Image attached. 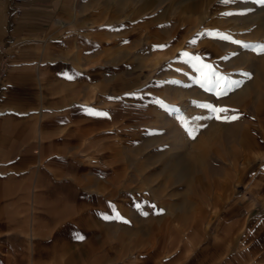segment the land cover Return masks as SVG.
I'll use <instances>...</instances> for the list:
<instances>
[{
	"label": "crops",
	"instance_id": "obj_1",
	"mask_svg": "<svg viewBox=\"0 0 264 264\" xmlns=\"http://www.w3.org/2000/svg\"><path fill=\"white\" fill-rule=\"evenodd\" d=\"M196 20L179 0H0V264H116L101 240L132 197L116 182H132L136 145L228 134L219 109L250 106L232 131L250 147L264 104L213 95L228 80ZM223 229L213 239L228 248L261 245L255 224ZM202 257L186 264L217 258Z\"/></svg>",
	"mask_w": 264,
	"mask_h": 264
},
{
	"label": "rangeland",
	"instance_id": "obj_2",
	"mask_svg": "<svg viewBox=\"0 0 264 264\" xmlns=\"http://www.w3.org/2000/svg\"><path fill=\"white\" fill-rule=\"evenodd\" d=\"M179 3L194 8L197 20L188 30L211 40L213 64L226 74L220 77L228 80L227 91L222 85L213 89V95L250 101L249 105L259 99L264 104V0ZM250 109L220 113L223 120L227 117L228 134L207 135L197 127L201 133L195 136L165 134L162 149L133 147L132 182H116L117 195L131 191L132 197L123 200V214L116 215L114 239L101 240L103 253H113L116 264H135L140 256H148V264H186L199 255L217 257L212 264H264V199H256L257 191L264 194V112L254 120L257 128L250 147L242 146L232 132L246 123ZM189 137L195 141L188 143ZM215 203H220L218 210L212 208ZM220 218L222 238L233 235L239 224L243 228L255 224L261 245L248 241L243 247L228 248L215 242Z\"/></svg>",
	"mask_w": 264,
	"mask_h": 264
},
{
	"label": "snow or ice",
	"instance_id": "obj_3",
	"mask_svg": "<svg viewBox=\"0 0 264 264\" xmlns=\"http://www.w3.org/2000/svg\"><path fill=\"white\" fill-rule=\"evenodd\" d=\"M226 39H228V37H225ZM237 43H239V42H237ZM262 47V49H264V46H261ZM185 55H188V54H185ZM243 75H245V76H247V75H249V74H247V73H244ZM222 80H224V79H226V78H221ZM231 83H233V84H239V81H234V82H231ZM227 89H228V83H225V92L227 91ZM209 107H211V110L213 111V112H216V111H218V109H216L214 106H209ZM219 111H226V109H219ZM91 114H98V113H96L95 112V110H92L91 111ZM217 118H220V117H217ZM231 119H236V118H238V117H236V116H232V117H230ZM226 119H227V117H226ZM106 219L108 218V217H105ZM77 239H83V237H77Z\"/></svg>",
	"mask_w": 264,
	"mask_h": 264
}]
</instances>
